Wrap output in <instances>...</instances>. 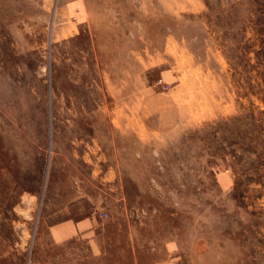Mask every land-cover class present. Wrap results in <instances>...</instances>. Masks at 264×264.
<instances>
[{
    "label": "rangeland",
    "instance_id": "rangeland-1",
    "mask_svg": "<svg viewBox=\"0 0 264 264\" xmlns=\"http://www.w3.org/2000/svg\"><path fill=\"white\" fill-rule=\"evenodd\" d=\"M90 215L107 264H264V0H0V264H97Z\"/></svg>",
    "mask_w": 264,
    "mask_h": 264
},
{
    "label": "crops",
    "instance_id": "crops-1",
    "mask_svg": "<svg viewBox=\"0 0 264 264\" xmlns=\"http://www.w3.org/2000/svg\"><path fill=\"white\" fill-rule=\"evenodd\" d=\"M103 225L100 218L90 215L87 218L59 222L50 228V232H52L53 242L59 247H67L69 255L85 248L88 251L86 258L94 259L97 264H103L99 260L105 259V264H107L109 261L107 259L108 252H106V230L101 228ZM130 241L134 242L135 240L133 238Z\"/></svg>",
    "mask_w": 264,
    "mask_h": 264
},
{
    "label": "built area",
    "instance_id": "built-area-1",
    "mask_svg": "<svg viewBox=\"0 0 264 264\" xmlns=\"http://www.w3.org/2000/svg\"><path fill=\"white\" fill-rule=\"evenodd\" d=\"M105 215V214H104Z\"/></svg>",
    "mask_w": 264,
    "mask_h": 264
}]
</instances>
